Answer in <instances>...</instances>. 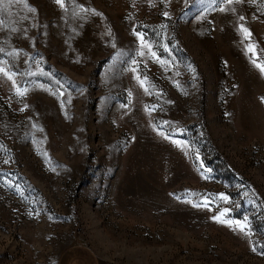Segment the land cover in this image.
Instances as JSON below:
<instances>
[{
	"label": "rangeland",
	"instance_id": "374dc122",
	"mask_svg": "<svg viewBox=\"0 0 264 264\" xmlns=\"http://www.w3.org/2000/svg\"><path fill=\"white\" fill-rule=\"evenodd\" d=\"M26 4L0 2V264H264V0Z\"/></svg>",
	"mask_w": 264,
	"mask_h": 264
},
{
	"label": "snow or ice",
	"instance_id": "6c2138e0",
	"mask_svg": "<svg viewBox=\"0 0 264 264\" xmlns=\"http://www.w3.org/2000/svg\"><path fill=\"white\" fill-rule=\"evenodd\" d=\"M0 2H2V0H0ZM233 2V0H228V3H232ZM237 2H239V0H237ZM56 3H58L61 7H63L64 6V0H56ZM25 7H27L28 8V11H30V12H35V9L34 8H31L30 6H28L27 4H26V0H25ZM223 10V9H222ZM81 11H85V9H81ZM94 11V10H93ZM95 14H97V15H100L99 13H95ZM165 16H167V13H165ZM241 20H243L244 19V17H241L240 18ZM241 31L244 33V36H245V38L246 39H248V38H250V36H251V33L246 29V28H244L243 26H241ZM140 39H142V37H140ZM250 50H252V47L250 46ZM0 51H2V49H0ZM257 67L262 71V72H264V65H262V64H258L257 65ZM0 73H3L6 77H7V79L8 80H13V75H10L9 73H7V72H5V70L2 68V67H0ZM13 83H14V81H13ZM141 86H143V82H141ZM17 94L18 95H21V96H23L25 93H24V91H21L20 89H17ZM223 199H226V197H222ZM223 215V214H222ZM218 222H221V223H227V224H229V226H232L233 225V221H230V220H228V221H225V220H223L221 217H216L215 218ZM246 221H247V218H245V222H239V221H237V222H235V227L240 231V232H245V229H246V227H247V224H246ZM245 234H247V233H245Z\"/></svg>",
	"mask_w": 264,
	"mask_h": 264
},
{
	"label": "trees",
	"instance_id": "16d2710c",
	"mask_svg": "<svg viewBox=\"0 0 264 264\" xmlns=\"http://www.w3.org/2000/svg\"><path fill=\"white\" fill-rule=\"evenodd\" d=\"M205 132H206V131H205ZM206 138H207V140L209 141L211 147L214 148V145L212 144V142H211V140L209 139L208 135H206ZM214 153H215L216 156H220L219 153H218V151H217L215 148H214Z\"/></svg>",
	"mask_w": 264,
	"mask_h": 264
}]
</instances>
